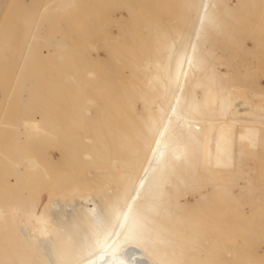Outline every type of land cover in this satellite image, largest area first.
I'll return each instance as SVG.
<instances>
[{
    "label": "rangeland",
    "instance_id": "374dc122",
    "mask_svg": "<svg viewBox=\"0 0 264 264\" xmlns=\"http://www.w3.org/2000/svg\"><path fill=\"white\" fill-rule=\"evenodd\" d=\"M7 1L0 0L1 39L4 46L16 47L18 29L7 30L19 17L7 10L2 18ZM24 1L42 5L49 0ZM67 11L65 16L56 11L50 17L54 23L44 36L40 34L45 39L36 45L33 63H26L23 51L13 50L10 65L0 68L3 153L12 155L3 150V142L18 132L23 136V130L15 127L26 119L67 115L71 118L67 129L92 130L113 146L90 152L73 169L59 164L62 160L55 146L22 144L19 154L33 153L43 162L47 150L48 159L57 162L51 174L54 190H70L81 181L80 189L98 198L127 181L146 179L155 185V160L147 159L140 144L161 138L167 168L159 185L170 194L175 187L186 189L187 196L182 195L192 202L194 190L183 181L195 175L197 184L205 183L209 202L193 204L194 211L214 221L201 235L204 259H217V264H264V0H76ZM50 36L63 45L57 51L51 49ZM155 64L174 81L155 80ZM226 92L232 101L250 105L254 113L247 118L251 122L258 119L237 126L238 157L228 171L217 157L205 156L201 146L209 117H222L213 109ZM173 140L185 150L178 161L170 146ZM97 180L101 182L94 185ZM24 182L28 189L23 182L20 187L28 196H42L46 191L41 185L49 190L40 175ZM120 251L101 253L100 258L127 259L129 254Z\"/></svg>",
    "mask_w": 264,
    "mask_h": 264
},
{
    "label": "bare ground",
    "instance_id": "6f19581e",
    "mask_svg": "<svg viewBox=\"0 0 264 264\" xmlns=\"http://www.w3.org/2000/svg\"><path fill=\"white\" fill-rule=\"evenodd\" d=\"M75 1L49 0L41 5L24 0L17 3L8 0L4 4L2 18L7 10L17 12L19 18L11 23L7 31L14 32L16 28L18 29L19 44L16 47L4 46L1 39L3 33L0 31V68L5 65L7 68L10 65L12 61H9L8 57L12 56L13 50L15 53L23 51L25 58L28 59L26 63H33L37 56L36 45L45 39L39 38L40 34L44 36L47 28L54 23L49 21L50 17L56 11L61 12V16H65ZM43 18L46 20L38 29V24ZM20 25L23 27L20 28ZM48 42L53 43L52 50L54 48L57 51L58 47L63 46L55 36H50ZM161 77H168L171 82L174 81L168 71L155 64V80ZM26 96L27 91L22 93V102L25 101ZM158 105L160 110L161 106ZM215 105L217 107L213 112L222 117L214 118L215 114L209 117L201 146L205 150L203 153L205 156L217 157L221 167L223 166L222 169L228 171L234 167L238 157L235 149L239 138L237 126L250 123L247 115L254 112L248 103L232 101L228 92L222 93ZM259 116L257 114L255 117ZM70 119L67 115L45 114L37 118H29L21 126L15 127L23 130V136L18 132L11 141L7 143L3 142L6 140L2 141L5 144L3 150L10 151L12 155L3 153L0 148V264H128L132 260L140 264H217L219 262L214 258L204 259V247L200 246L201 237L204 238L201 235L209 230L207 224L209 226V223L214 221H210L211 218L206 219L209 216L204 219L194 211L195 209L193 210V206H196L193 204L209 202L207 190L204 188L205 183L197 184L200 182L195 180L194 174L193 179L183 181V185L191 186L194 190L193 203L187 200L186 193L189 191L186 189L175 187V192L170 194L158 183L167 168L161 138L150 141L146 139L140 144V148L148 154L147 159L155 160V185L146 179L127 181L124 187L108 188L106 196L99 195L98 198L81 190L80 184L84 183L81 181L73 184L70 190L62 188L54 190L51 186L55 181L51 174L57 162L55 164L48 159L47 150L48 157L45 155L41 157L44 159L43 162H40L33 153L20 155L19 149L22 144L26 146L34 143L41 145L42 148L55 146L62 160L59 164H66L69 169L78 167L82 158L90 152L106 150L113 146L111 143L108 145L104 140L106 138L92 130L86 132L67 129ZM254 120L258 121V119ZM2 123H0L1 128L5 127ZM195 135L200 136L201 132ZM102 140L105 141L103 145ZM128 140L130 139H127V142ZM194 140L196 139L192 138V141ZM129 142L131 143V140ZM170 146L175 153L174 158L180 160L185 151L182 144L173 140ZM122 168L125 166L122 165ZM6 175L14 177L7 180ZM38 175L44 177V182L46 180L49 186V190H45L47 187L41 185L44 188L41 189L48 191L47 194L45 192L44 195V191L41 190L38 194L42 193V196L38 195L37 191L32 192L39 198L33 194L31 196L24 194L27 191L23 192L24 187H20L22 182L26 184L24 182L26 179ZM148 176L154 177L152 173ZM100 182L97 180L92 183L97 185ZM26 185L28 189V183ZM8 186L11 190L12 187L17 188H14L13 192L10 190L7 192ZM200 187L202 189L199 190ZM32 196H35L34 199ZM36 198L39 200L36 201ZM215 223L218 225L220 222ZM212 227L213 230L218 228H215L214 223ZM197 243L200 248L197 247ZM213 246L215 247L214 243ZM118 251L126 252L129 256L118 262L105 256L100 258L101 253L111 254Z\"/></svg>",
    "mask_w": 264,
    "mask_h": 264
}]
</instances>
